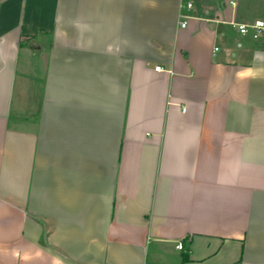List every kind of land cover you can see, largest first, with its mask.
<instances>
[{
	"label": "crops",
	"instance_id": "obj_1",
	"mask_svg": "<svg viewBox=\"0 0 264 264\" xmlns=\"http://www.w3.org/2000/svg\"><path fill=\"white\" fill-rule=\"evenodd\" d=\"M257 21L0 0V264H264V34L225 24Z\"/></svg>",
	"mask_w": 264,
	"mask_h": 264
},
{
	"label": "built area",
	"instance_id": "obj_2",
	"mask_svg": "<svg viewBox=\"0 0 264 264\" xmlns=\"http://www.w3.org/2000/svg\"><path fill=\"white\" fill-rule=\"evenodd\" d=\"M186 9L193 10L194 9L193 3L188 2ZM225 24L232 26L242 36H247V35L251 34L254 39H258L260 36H262L264 34V22H261V21H257L251 25L239 24V23H235V22H225ZM184 26H185V24H183V27ZM216 50H218V48H216ZM157 69H160V68H157ZM177 248L179 250H184V245L182 243H179L177 245Z\"/></svg>",
	"mask_w": 264,
	"mask_h": 264
},
{
	"label": "trees",
	"instance_id": "obj_3",
	"mask_svg": "<svg viewBox=\"0 0 264 264\" xmlns=\"http://www.w3.org/2000/svg\"><path fill=\"white\" fill-rule=\"evenodd\" d=\"M187 259H188V257L186 256V257H185V260H187Z\"/></svg>",
	"mask_w": 264,
	"mask_h": 264
}]
</instances>
